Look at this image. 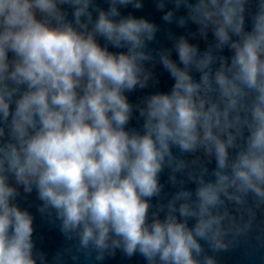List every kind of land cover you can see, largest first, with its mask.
<instances>
[{"label": "clouds", "instance_id": "1", "mask_svg": "<svg viewBox=\"0 0 264 264\" xmlns=\"http://www.w3.org/2000/svg\"><path fill=\"white\" fill-rule=\"evenodd\" d=\"M144 2L0 0V264H48L20 205L33 192L73 260L97 262L119 250L146 264H216L206 251L251 227L226 204L264 206V0H152L166 24L213 38L201 51L170 36L158 54L159 25L122 11ZM157 63L170 91L131 102L157 82ZM200 151L215 168L154 206L164 169L187 167L176 153Z\"/></svg>", "mask_w": 264, "mask_h": 264}, {"label": "water", "instance_id": "2", "mask_svg": "<svg viewBox=\"0 0 264 264\" xmlns=\"http://www.w3.org/2000/svg\"><path fill=\"white\" fill-rule=\"evenodd\" d=\"M101 3L102 6L107 7V5L103 3V0H101ZM122 11L125 14L131 12L137 17H145L159 25L160 30L156 35V39L149 44V50L153 51V54H158L161 50L172 48L173 40L170 38V36L185 35L189 38L190 42L198 44L201 51H203L208 44L213 43L211 34L208 35L207 40L201 39L198 34L193 36V34L197 32V29L196 26L191 23L183 28L177 27L175 23L171 25L166 24L161 19V13L156 10L152 0H145L143 8L138 11L133 10L130 7L123 9ZM222 54L225 56H230V53L227 49ZM174 58H176L175 55ZM149 67L153 66L149 65ZM153 71L155 77L157 78V82L150 84L147 89H138L132 93H129L128 95L131 102H137L143 96L154 91H170L174 83V79L171 78L170 74L159 63L154 65Z\"/></svg>", "mask_w": 264, "mask_h": 264}]
</instances>
